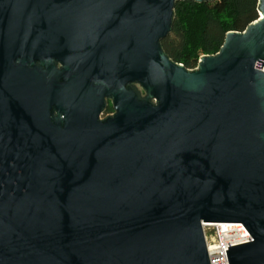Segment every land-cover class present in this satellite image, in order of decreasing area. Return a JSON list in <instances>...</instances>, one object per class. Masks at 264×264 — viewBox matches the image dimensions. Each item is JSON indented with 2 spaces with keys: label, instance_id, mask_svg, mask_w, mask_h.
<instances>
[{
  "label": "water",
  "instance_id": "1",
  "mask_svg": "<svg viewBox=\"0 0 264 264\" xmlns=\"http://www.w3.org/2000/svg\"><path fill=\"white\" fill-rule=\"evenodd\" d=\"M175 1L0 0V264H264V0L194 70Z\"/></svg>",
  "mask_w": 264,
  "mask_h": 264
},
{
  "label": "trees",
  "instance_id": "2",
  "mask_svg": "<svg viewBox=\"0 0 264 264\" xmlns=\"http://www.w3.org/2000/svg\"><path fill=\"white\" fill-rule=\"evenodd\" d=\"M259 19V0H176L163 50L187 69L203 55L217 54L230 31H244ZM141 97H145L138 91Z\"/></svg>",
  "mask_w": 264,
  "mask_h": 264
},
{
  "label": "built area",
  "instance_id": "3",
  "mask_svg": "<svg viewBox=\"0 0 264 264\" xmlns=\"http://www.w3.org/2000/svg\"><path fill=\"white\" fill-rule=\"evenodd\" d=\"M200 60L199 58L198 62ZM194 69H197V66L190 70ZM258 69L264 72V64ZM203 228L210 264H229V247L253 240L242 222L205 223Z\"/></svg>",
  "mask_w": 264,
  "mask_h": 264
},
{
  "label": "flooded vegetation",
  "instance_id": "4",
  "mask_svg": "<svg viewBox=\"0 0 264 264\" xmlns=\"http://www.w3.org/2000/svg\"><path fill=\"white\" fill-rule=\"evenodd\" d=\"M57 67L61 68V64L57 63ZM131 86H133L135 89L138 91H142L139 83L137 82H132ZM144 94V93H143ZM115 108L112 102V98L109 96H106L104 99V105L102 106L101 112H100V119H106L107 117L113 116L115 114Z\"/></svg>",
  "mask_w": 264,
  "mask_h": 264
}]
</instances>
